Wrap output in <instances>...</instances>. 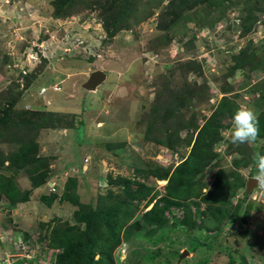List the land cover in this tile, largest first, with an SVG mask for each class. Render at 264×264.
<instances>
[{
	"label": "rangeland",
	"instance_id": "rangeland-1",
	"mask_svg": "<svg viewBox=\"0 0 264 264\" xmlns=\"http://www.w3.org/2000/svg\"><path fill=\"white\" fill-rule=\"evenodd\" d=\"M52 1L0 0V91L13 86L22 91L17 110L47 114L46 126L36 134L37 154L48 161L45 182L35 187L26 169L15 172L7 159L16 142L0 138L1 171L12 167L6 173L15 172L17 185L30 198L12 207L0 195V260L6 254L23 256L24 246L32 258L23 262L54 264L62 250L49 247L53 224L75 223L76 207L60 201L70 178L77 179L76 191L87 203L96 204L99 195L111 189L117 192L122 185L114 181L123 178L154 185L156 197L163 196L167 180L137 170H146L149 164L173 170L189 153V148L170 150L158 141L166 136L163 106L173 90L186 85L197 91L190 106L181 108L176 117L182 121L180 114L185 120L195 115L199 127L192 130L194 136L224 95L255 114L263 109L264 71L251 69V64L232 68L241 50L263 54L264 13L246 35L241 33V11L235 6L213 26L199 27L195 19H185L168 29L172 14L162 17L169 2L163 0L162 6L141 12L139 22L133 17L127 28L109 36L95 0L79 4L64 18L53 16ZM191 60L201 64V74L186 69ZM96 70H103L107 78L96 89H86L85 81ZM34 74L26 86V76ZM223 86L230 88L224 92ZM228 122L215 145L218 166L208 171L203 192L209 191L219 168L234 170L235 159L242 158L237 151L228 152L230 139L225 133L232 120ZM186 133L182 129L180 134ZM252 168L253 163L237 168L247 183ZM52 193L58 197L48 206L41 196ZM243 198L244 207L252 205L248 220L225 219L216 236L217 222L207 216L202 198L188 201L202 228L172 225L183 218L184 210L171 207L166 212L171 225L132 231L114 252L116 264H229L230 256L235 264H264V188L257 184L247 193L246 185L232 198L233 204ZM152 205L141 206L131 223Z\"/></svg>",
	"mask_w": 264,
	"mask_h": 264
},
{
	"label": "trees",
	"instance_id": "trees-1",
	"mask_svg": "<svg viewBox=\"0 0 264 264\" xmlns=\"http://www.w3.org/2000/svg\"><path fill=\"white\" fill-rule=\"evenodd\" d=\"M142 1L95 0L93 4L101 10L109 36H114L115 33L129 26L131 18L137 16L139 22L141 12L149 6L158 7L163 3V0ZM52 4L54 5L53 16L64 18L73 14L79 4L86 5V0H54ZM141 6L145 9H140ZM233 6L241 11L239 27L241 33L246 35L254 28L259 13H264V0H169L162 17L165 14H172L168 29L185 19H195L199 27L207 24L213 26L225 16V11L234 8ZM186 10H189L188 14L184 13ZM148 15V12L145 13L143 18ZM234 59L236 63L232 70L251 64V69L260 68L264 71V51L263 54L258 55L257 52L249 54L247 50H241ZM186 65L188 71L202 73V66L198 62L191 60ZM33 77L35 74L26 76V86L30 85ZM204 86L206 87V84ZM14 88L9 86L6 90L0 91V138L5 137L7 140L16 142V149L7 159L12 163L15 172L26 169L32 184L37 187L45 182L47 176L45 168L48 167V161L46 157L37 154L36 134L40 127L46 126L47 114L37 112L29 115L28 111L17 110L16 104L21 98L22 91L16 92ZM229 88L230 86H223L222 90L227 92ZM196 92L194 88L189 89L185 85L180 90H173L170 93L171 97H168L163 106L165 110L163 132L166 136L158 140L170 150H176L179 146L189 148L188 155L173 170L152 164H149L146 170H137L139 173H145L146 177L167 180L164 186L166 193L163 196L156 197L154 185H149L145 181L123 178L114 181L122 185L117 192L111 189L108 193L99 195V201L96 204L87 203L81 201L76 191L77 179L68 180L60 201L69 202L76 207L75 223L53 224L48 236L49 247L62 250L56 255L54 264H116L114 252L124 239L129 238L132 231L141 230L145 226L156 230L171 225L166 212L173 206L182 208L184 215L177 221L179 223L174 222L172 225L183 224L191 229L202 228L201 222L194 217L188 202L193 198H202L206 204L207 216L217 222L215 236L222 231L224 227L222 223L225 219L237 220L243 217L245 221L248 220L252 205L248 204L244 207L245 198L233 204L232 198L247 185L246 178L237 168L253 163L249 174L254 177L256 168L252 159L253 154L255 152L264 154V95L260 98L263 109L256 114L259 129L256 142L249 148L247 143L237 145L229 140L228 152L237 151L242 154V158L235 159L234 170L219 168L214 175V182L209 186V191L203 192L208 171L219 163L220 154L215 151V145L222 138V129L227 127L228 120L233 119L240 105L236 100L224 95L216 110L194 136L192 130L199 127L195 115L185 120V117L180 114L182 121L177 120L176 117L181 108L190 106L193 94ZM182 129L187 130L185 136L180 134ZM79 132L81 133V129ZM10 168L12 167L8 166L6 171ZM6 171L2 172L0 167V195L7 197L12 207L19 202L28 201L29 194L26 191L22 193L15 180V172L6 173ZM57 197V194L52 193L42 195L41 199L51 206ZM152 203V207L144 209ZM141 206L144 207L141 211V219L131 223ZM50 225L48 224V227ZM26 238L29 237L26 236ZM228 262L236 263L232 256Z\"/></svg>",
	"mask_w": 264,
	"mask_h": 264
},
{
	"label": "clouds",
	"instance_id": "clouds-1",
	"mask_svg": "<svg viewBox=\"0 0 264 264\" xmlns=\"http://www.w3.org/2000/svg\"><path fill=\"white\" fill-rule=\"evenodd\" d=\"M225 135L233 144L255 143L259 129L254 110L247 106L238 107L232 119V127ZM252 159L256 168L254 179L261 188H264V154L255 152Z\"/></svg>",
	"mask_w": 264,
	"mask_h": 264
},
{
	"label": "water",
	"instance_id": "water-1",
	"mask_svg": "<svg viewBox=\"0 0 264 264\" xmlns=\"http://www.w3.org/2000/svg\"><path fill=\"white\" fill-rule=\"evenodd\" d=\"M107 78V74L103 70L93 71L88 79L84 83V87L89 90H94L101 83L105 81ZM258 181L254 179V177H250L247 183V193H249L255 186H257Z\"/></svg>",
	"mask_w": 264,
	"mask_h": 264
},
{
	"label": "built area",
	"instance_id": "built-area-1",
	"mask_svg": "<svg viewBox=\"0 0 264 264\" xmlns=\"http://www.w3.org/2000/svg\"><path fill=\"white\" fill-rule=\"evenodd\" d=\"M18 249L21 250L20 246L17 248V251ZM28 249L25 248L24 246L22 247L21 251L24 252L23 256H16L14 254H6L3 258H1L0 264H29L27 260L23 262V259H28L29 261V259L32 258L31 255H29L30 251Z\"/></svg>",
	"mask_w": 264,
	"mask_h": 264
}]
</instances>
